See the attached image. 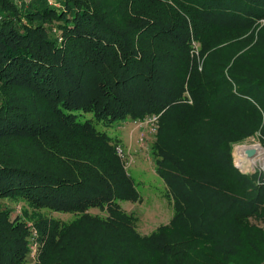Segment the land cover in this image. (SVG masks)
<instances>
[{"label": "trees", "instance_id": "obj_1", "mask_svg": "<svg viewBox=\"0 0 264 264\" xmlns=\"http://www.w3.org/2000/svg\"><path fill=\"white\" fill-rule=\"evenodd\" d=\"M53 1L0 0V264H264V177L232 158L264 143V0ZM152 115L173 214L142 236L98 126Z\"/></svg>", "mask_w": 264, "mask_h": 264}, {"label": "rangeland", "instance_id": "obj_2", "mask_svg": "<svg viewBox=\"0 0 264 264\" xmlns=\"http://www.w3.org/2000/svg\"><path fill=\"white\" fill-rule=\"evenodd\" d=\"M86 118L90 119L91 115L86 114ZM98 128L103 129V131L124 150V153L127 152L125 155L127 156L129 165L126 164V161L124 163L121 157L120 159L123 163L125 172L133 179L141 199L140 202L137 203L122 202V208L126 213L137 218L138 221L135 224L136 231L142 236H149L158 228L168 225L173 214L172 204L166 195L168 193L166 184L155 173V166L153 165L150 149L151 145L156 140L157 133L155 137L152 138V136L146 133L147 131L150 132V128H144L138 125L136 128L131 120L114 123L109 127H105V129L103 126H98ZM142 128H144V130ZM142 132L143 139L145 138L144 143L139 141ZM130 133L132 135H130ZM147 137L148 139H146ZM136 139L140 147L137 145L135 146ZM128 142H132L131 149H135L134 151H137L136 153L133 150L134 153L127 151L125 145L128 146ZM246 143L249 145H259L264 151V143L259 140V137H251L244 143L237 144L238 146H236L240 148L242 145H246ZM234 148L235 146H233L232 149L233 163L242 174H252L256 171L262 175L264 174V160L259 158L260 155L257 154L258 151L256 152L257 155L255 154V156L252 157L253 159L250 158L253 161H248L245 164L244 162L246 159H243V163H241L239 154ZM240 149L245 152L244 148ZM16 208L17 211L20 210V205ZM51 216L56 219H61L64 222H69L75 217V215L72 214L55 213L51 214Z\"/></svg>", "mask_w": 264, "mask_h": 264}, {"label": "built area", "instance_id": "obj_3", "mask_svg": "<svg viewBox=\"0 0 264 264\" xmlns=\"http://www.w3.org/2000/svg\"><path fill=\"white\" fill-rule=\"evenodd\" d=\"M27 3L30 1V0H25ZM54 1L53 0H48V3L49 4H52ZM158 121H159V116L158 115H152V116H148V117H146L145 119H143V120H141V121H137V122H134V124H135V127L137 128V125L138 126H141V127H144V128H150V132L149 131H147L146 133L148 134V135H150V136H152V138H154L155 137V135H156V133H157V130H158ZM144 128H142L143 130H144ZM147 139V138H146ZM144 140H145V138L143 139V134L141 135V137H140V142H142V143H144ZM238 146V145H237ZM236 145H235V150H236V152H238V154H239V157H240V160H241V163H243L242 162V160L243 159H246L245 160V164L248 162V161H252L251 159H249V158H247L245 155H244V152H243V150L242 149H240V148H244L245 150H248V149H255L256 150V152H257V149L256 148H254L256 145H249V144H247L246 143V145H242V147H237ZM259 146V145H258ZM260 147V146H259ZM261 148V147H260ZM262 149V148H261ZM116 151H117V154H118V156L119 157H121L122 158V160L124 161V163H125V161H126V164L127 165H129V161H128V159H127V156L125 155V154H127V152L126 153H124V150L121 148V147H119V146H117V148H116ZM257 154H258V152H257ZM256 154V155H257ZM129 155V154H128ZM253 159V158H252ZM263 177H264V174H263ZM32 244H31V253H30V256L32 257V259H34V260H36V257H37V251H38V246L36 245V240H35V237H36V233L35 232H33L32 233Z\"/></svg>", "mask_w": 264, "mask_h": 264}, {"label": "crops", "instance_id": "obj_4", "mask_svg": "<svg viewBox=\"0 0 264 264\" xmlns=\"http://www.w3.org/2000/svg\"><path fill=\"white\" fill-rule=\"evenodd\" d=\"M131 129H132V127H131ZM132 131H133V130H132ZM135 132H136V130H135ZM135 132H134V133H135ZM134 133H133V134H134ZM130 135H132V134L130 133ZM137 137H138V136H137ZM129 139H130V138H129ZM135 142H136V143H135V146L137 145L138 147H140V145H139V143H138V140H137V139H136V141H135ZM131 144H132V142H128V146H127V145H125V147L127 148V151H129V152H132V153H134V152L136 153L137 151H134L135 149H134V150H133V149H131ZM132 150H133L134 152H133ZM139 202H140V201H139ZM128 203H129V202H128ZM121 206H122V204H121ZM122 209H123V208H122ZM123 210H124V209H123Z\"/></svg>", "mask_w": 264, "mask_h": 264}, {"label": "water", "instance_id": "obj_5", "mask_svg": "<svg viewBox=\"0 0 264 264\" xmlns=\"http://www.w3.org/2000/svg\"><path fill=\"white\" fill-rule=\"evenodd\" d=\"M256 154V150L255 149H248V150H245L244 152V155L247 157V158H252L254 157Z\"/></svg>", "mask_w": 264, "mask_h": 264}, {"label": "bare ground", "instance_id": "obj_6", "mask_svg": "<svg viewBox=\"0 0 264 264\" xmlns=\"http://www.w3.org/2000/svg\"><path fill=\"white\" fill-rule=\"evenodd\" d=\"M254 148L257 149V151H258V155H260L259 158H260L261 160H264V154H263L264 151H263V149H261L258 145H256ZM260 159H259V160H260ZM252 161H253V160H252ZM262 164H263V163H262Z\"/></svg>", "mask_w": 264, "mask_h": 264}, {"label": "clouds", "instance_id": "obj_7", "mask_svg": "<svg viewBox=\"0 0 264 264\" xmlns=\"http://www.w3.org/2000/svg\"><path fill=\"white\" fill-rule=\"evenodd\" d=\"M133 123H134V121H132ZM142 134H143V132H142ZM147 139H148V137H147Z\"/></svg>", "mask_w": 264, "mask_h": 264}]
</instances>
